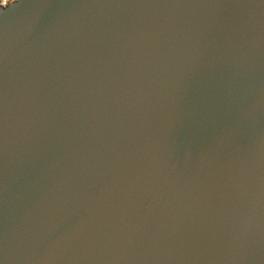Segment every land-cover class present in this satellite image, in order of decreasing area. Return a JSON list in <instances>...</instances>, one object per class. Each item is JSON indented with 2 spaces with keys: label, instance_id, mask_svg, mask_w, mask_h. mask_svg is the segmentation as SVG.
<instances>
[{
  "label": "water",
  "instance_id": "1",
  "mask_svg": "<svg viewBox=\"0 0 264 264\" xmlns=\"http://www.w3.org/2000/svg\"><path fill=\"white\" fill-rule=\"evenodd\" d=\"M0 264H264V0L0 7Z\"/></svg>",
  "mask_w": 264,
  "mask_h": 264
},
{
  "label": "built area",
  "instance_id": "2",
  "mask_svg": "<svg viewBox=\"0 0 264 264\" xmlns=\"http://www.w3.org/2000/svg\"><path fill=\"white\" fill-rule=\"evenodd\" d=\"M15 0H0V7H7L11 5Z\"/></svg>",
  "mask_w": 264,
  "mask_h": 264
}]
</instances>
